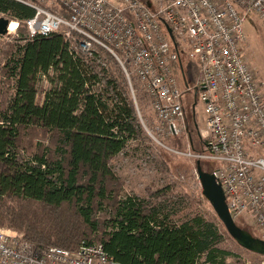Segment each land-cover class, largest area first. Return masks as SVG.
<instances>
[{
  "label": "trees",
  "instance_id": "obj_1",
  "mask_svg": "<svg viewBox=\"0 0 264 264\" xmlns=\"http://www.w3.org/2000/svg\"><path fill=\"white\" fill-rule=\"evenodd\" d=\"M0 15L18 24L14 42L0 47L10 86L0 97V163L8 172L0 179V227L43 249L100 244L121 264H240L221 247L231 237L213 210L182 215L177 182L151 197L123 195L114 163L143 136L151 103L133 85L138 112L115 59L103 50L85 58L58 34L31 37L26 21L35 11L15 0H0ZM42 79L55 84L43 96ZM26 139L35 148L27 159ZM156 161L169 175L166 161Z\"/></svg>",
  "mask_w": 264,
  "mask_h": 264
},
{
  "label": "built area",
  "instance_id": "obj_2",
  "mask_svg": "<svg viewBox=\"0 0 264 264\" xmlns=\"http://www.w3.org/2000/svg\"><path fill=\"white\" fill-rule=\"evenodd\" d=\"M15 1L35 11L26 21L31 37L58 34L85 58L96 57V50L111 55L138 110L136 78L150 98L156 131L163 138L189 135L185 96L196 91L206 115V130L200 134L204 148L175 153L216 163L212 173L229 213L235 221L251 214L264 241V91L244 52V24L251 15L264 21V0ZM57 7L68 16L52 11ZM10 27L7 35L16 34L18 24L13 32ZM182 54L198 71L194 86L187 80ZM97 62L106 67L102 59ZM0 264L121 263L100 244L75 252L43 249L20 232L0 227Z\"/></svg>",
  "mask_w": 264,
  "mask_h": 264
},
{
  "label": "rangeland",
  "instance_id": "obj_3",
  "mask_svg": "<svg viewBox=\"0 0 264 264\" xmlns=\"http://www.w3.org/2000/svg\"><path fill=\"white\" fill-rule=\"evenodd\" d=\"M0 18L5 17L0 15ZM244 32L246 37L244 43L246 58L264 91V21L256 15L249 16L244 24ZM17 33L18 30L16 34L0 36V47L5 48L8 44H12ZM182 63L189 84L194 86L198 76L195 64L189 60L186 54H182ZM2 66L3 59L1 58L0 97L10 87L1 71ZM132 83L133 85L138 84L139 90L141 89L142 93L146 95L151 103L141 83L136 78L132 80ZM38 86L40 95L43 96L45 92L54 88L55 84L51 80L42 79L39 81ZM194 105L195 110L192 111ZM185 106L189 135L182 133L179 137L163 138L160 136L156 131L157 121L150 104L148 109L143 113L145 117V122L142 123L144 128L143 136L137 141L131 142L128 154L116 160L114 165L117 174L126 184L123 195L151 197L158 190L166 188L170 183L177 182L178 187L175 193L185 201L186 206L182 215L190 214L195 208H201L203 212L207 213L213 209L206 199V203L201 202L203 195L202 187L197 176L196 161L187 156L175 153L177 151L180 153H188L189 150H193V147L198 152L204 148L201 143L200 134L206 130V115L204 105L200 102L196 91L185 96ZM140 119L142 120V117ZM194 121L197 125V131L195 130ZM35 143L37 142L34 140L33 145ZM45 143L47 144L46 141ZM34 151L35 148L30 147L28 139H26V143L21 152L22 157L27 159ZM157 159L166 161L169 175L164 174L157 167ZM6 174H8L7 166L0 163V179ZM148 189H152V191L149 193ZM236 223L240 228L258 238V232L254 226L251 214H246L242 219L236 221ZM221 247L234 253L240 259V264H262L264 262L263 257L240 247L232 238H226ZM228 263L234 264L231 262V259ZM200 264H204L203 261Z\"/></svg>",
  "mask_w": 264,
  "mask_h": 264
},
{
  "label": "water",
  "instance_id": "obj_4",
  "mask_svg": "<svg viewBox=\"0 0 264 264\" xmlns=\"http://www.w3.org/2000/svg\"><path fill=\"white\" fill-rule=\"evenodd\" d=\"M150 6L151 5L149 4V7ZM9 25V20L0 18V36L7 35ZM168 33L172 41H174L170 29H168ZM196 171L202 187L203 197L209 202L230 237L245 250L264 257V241L254 237L251 233L237 225L236 221L229 213L224 190L221 184L217 181L215 175L203 171L200 161L196 163Z\"/></svg>",
  "mask_w": 264,
  "mask_h": 264
},
{
  "label": "bare ground",
  "instance_id": "obj_5",
  "mask_svg": "<svg viewBox=\"0 0 264 264\" xmlns=\"http://www.w3.org/2000/svg\"><path fill=\"white\" fill-rule=\"evenodd\" d=\"M16 27H17V23H15V22L11 23V27H10L9 31H12V32L15 31Z\"/></svg>",
  "mask_w": 264,
  "mask_h": 264
},
{
  "label": "flooded vegetation",
  "instance_id": "obj_6",
  "mask_svg": "<svg viewBox=\"0 0 264 264\" xmlns=\"http://www.w3.org/2000/svg\"><path fill=\"white\" fill-rule=\"evenodd\" d=\"M195 130L197 131V125L195 124ZM197 133H199V132H197Z\"/></svg>",
  "mask_w": 264,
  "mask_h": 264
}]
</instances>
